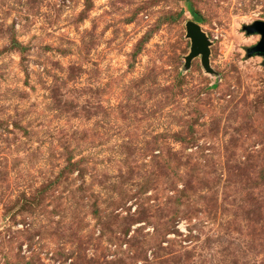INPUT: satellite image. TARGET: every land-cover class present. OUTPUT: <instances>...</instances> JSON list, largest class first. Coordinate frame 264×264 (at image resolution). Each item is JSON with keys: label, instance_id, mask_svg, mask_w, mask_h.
Wrapping results in <instances>:
<instances>
[{"label": "rangeland", "instance_id": "rangeland-1", "mask_svg": "<svg viewBox=\"0 0 264 264\" xmlns=\"http://www.w3.org/2000/svg\"><path fill=\"white\" fill-rule=\"evenodd\" d=\"M260 21L264 0H0V264H264Z\"/></svg>", "mask_w": 264, "mask_h": 264}, {"label": "water", "instance_id": "water-1", "mask_svg": "<svg viewBox=\"0 0 264 264\" xmlns=\"http://www.w3.org/2000/svg\"><path fill=\"white\" fill-rule=\"evenodd\" d=\"M245 31L247 35H259L261 37L259 44L250 50L249 55L264 57V22L260 21L247 26ZM187 35L191 39L192 47L190 55L186 58V65L189 67L193 59L201 57L205 70L212 73L209 62L210 41L196 23L190 22L187 24Z\"/></svg>", "mask_w": 264, "mask_h": 264}, {"label": "trees", "instance_id": "trees-1", "mask_svg": "<svg viewBox=\"0 0 264 264\" xmlns=\"http://www.w3.org/2000/svg\"><path fill=\"white\" fill-rule=\"evenodd\" d=\"M198 21V20H197Z\"/></svg>", "mask_w": 264, "mask_h": 264}]
</instances>
